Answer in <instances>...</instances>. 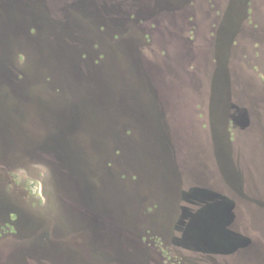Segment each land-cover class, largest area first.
I'll return each instance as SVG.
<instances>
[{"label":"rangeland","instance_id":"rangeland-1","mask_svg":"<svg viewBox=\"0 0 264 264\" xmlns=\"http://www.w3.org/2000/svg\"><path fill=\"white\" fill-rule=\"evenodd\" d=\"M0 264H264V0H0Z\"/></svg>","mask_w":264,"mask_h":264}]
</instances>
